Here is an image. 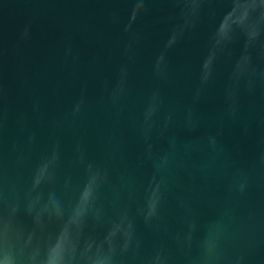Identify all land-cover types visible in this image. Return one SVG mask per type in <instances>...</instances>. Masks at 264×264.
Returning <instances> with one entry per match:
<instances>
[{
	"label": "water",
	"instance_id": "water-1",
	"mask_svg": "<svg viewBox=\"0 0 264 264\" xmlns=\"http://www.w3.org/2000/svg\"><path fill=\"white\" fill-rule=\"evenodd\" d=\"M0 264H264V0H0Z\"/></svg>",
	"mask_w": 264,
	"mask_h": 264
}]
</instances>
